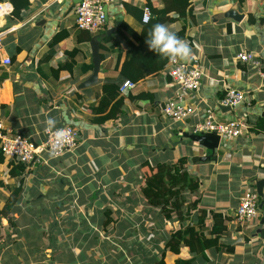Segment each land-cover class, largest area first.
Instances as JSON below:
<instances>
[{"label": "crops", "instance_id": "crops-1", "mask_svg": "<svg viewBox=\"0 0 264 264\" xmlns=\"http://www.w3.org/2000/svg\"><path fill=\"white\" fill-rule=\"evenodd\" d=\"M163 1L151 3L162 9ZM146 2L117 0L109 5L106 31L115 29V34L124 22L138 30L124 5L146 8ZM78 3L32 1L19 19L11 16L1 23L0 119L6 129L40 143L47 130L71 126L80 131V141L76 150L60 158L44 154V163H35L21 177L10 175L15 161H0V211L11 189L20 179L25 181L19 203L8 218L0 219L5 225L0 232V264H157L164 253L166 264L194 257L193 264H264V211L247 227L235 219L240 197L248 186L264 178V132L255 131L256 126H264V23L260 22L264 0H246L243 5L239 0H193V12L188 11L185 20L168 15L170 30L178 32L184 24L188 26L185 40L192 55L183 62L196 60L204 72L200 90L186 98L187 105L196 110L190 120L164 116L162 107L175 93L164 70L122 94L124 114L104 125L92 124L93 107L99 103L106 80L119 77L115 70L118 51L100 49L106 59L99 82L80 90V84L93 73V69L84 73L83 66L93 64V59L91 41H83L85 34L76 27ZM234 7L245 15L242 23L223 17ZM251 14L257 18L254 25L248 23ZM101 34L93 35L100 41ZM122 48L127 50L125 44ZM73 51L77 53L70 56ZM243 53H253L263 67L240 61L238 56ZM6 58L11 59L10 66H3ZM62 66L72 70L63 68L58 75ZM228 87L243 92L245 101L225 114L218 103ZM142 92L152 97L129 99ZM209 108L215 109L222 122L244 120L249 134L222 140L210 161L194 163L195 157L209 152L194 142L188 147L183 134L192 133ZM49 119L54 125L47 124ZM184 158L188 171L201 180L199 193L189 203L199 199L198 210L208 211L205 235L215 237L211 236V212L226 219L220 244L204 256L193 254L189 247H182L179 254L167 250L170 235L181 228V222L176 216L163 218L142 197L144 162L155 166ZM39 199L42 204L31 209ZM137 200L147 208L119 207L118 202ZM197 214L192 211L194 225Z\"/></svg>", "mask_w": 264, "mask_h": 264}, {"label": "trees", "instance_id": "trees-1", "mask_svg": "<svg viewBox=\"0 0 264 264\" xmlns=\"http://www.w3.org/2000/svg\"><path fill=\"white\" fill-rule=\"evenodd\" d=\"M14 8V17L19 19L21 14L29 10L32 6V1H47V0H9ZM246 0H239L243 5ZM193 0H164L162 9L154 7L151 0H147V6L152 12V18L148 23L143 21L145 6L132 7L125 4L124 7L130 17L135 21L138 27L136 30L128 22H124L115 34L107 35V31L102 32L100 39V49L105 52L118 51L117 63L115 70L119 73L117 79H107L102 86V95L97 106L93 107L95 117L91 119L94 125H104L108 121L118 120L124 114L123 108L125 106V97L121 94V89L125 82L129 81L137 84L147 77L157 75L166 70L170 60L161 58L154 52L148 50L145 40L149 30L156 23L166 24L169 21L168 15L171 13L178 16V18L185 20L189 11L192 14L191 3ZM264 23V17L260 19ZM248 23L254 25L257 23L255 15L249 16ZM188 26L184 24L180 31L176 34L181 38H186ZM85 36L83 41L90 42L96 36L88 31H82ZM131 37L135 42L131 40ZM127 46L124 52L122 45ZM77 51H73L70 56H74ZM102 61H105V54H101ZM63 68L57 70L59 75ZM93 69V64L83 66V72L87 73ZM152 97L151 94L142 92L137 96H130L132 101H140L144 98ZM264 123V120H263ZM256 132H264L262 124L256 126ZM3 153L0 151V161L4 160ZM186 158L178 160L175 164L159 163L151 165L150 162H144L141 166L144 186L142 187V195L147 201L148 205L157 208L161 211L163 218L172 220L174 216L181 222V228L170 235L167 242L166 249L174 254H179L182 247H189L193 254L205 255V252L220 244V236L222 232L227 229L225 227V217L222 214L211 212L213 218V227L211 236L208 238L205 235L206 220L209 213L206 210H198L200 200L189 203L193 196H196L201 187V180L199 177L192 175L186 164ZM27 170V166L19 163L11 167L10 175L13 177H21ZM25 185L24 179H20L19 184L11 189V196L6 201L3 210L0 211V219L8 218L15 206L20 201L21 193ZM251 189L256 190L255 184H252ZM260 203L264 204V198H260ZM198 212L196 224L192 222V211ZM264 211V206L261 209ZM187 221L190 223L187 225ZM166 254L157 264H166ZM195 257L190 260H177V264H193Z\"/></svg>", "mask_w": 264, "mask_h": 264}, {"label": "built area", "instance_id": "built-area-1", "mask_svg": "<svg viewBox=\"0 0 264 264\" xmlns=\"http://www.w3.org/2000/svg\"><path fill=\"white\" fill-rule=\"evenodd\" d=\"M117 0H81L76 8V27L81 31H88L92 34L105 32L108 26V15L106 9L109 5L115 4ZM14 8L10 2H0V48L3 43L4 33L1 23L8 17L14 16ZM152 18L150 8L144 10L143 21L148 23ZM238 59L249 63L257 68L263 64L253 53H243ZM11 59L2 60L3 66H10ZM175 93L172 99L162 107L166 118L174 121L190 120L196 110L186 103V98L192 93L198 92L202 85L204 72L198 61L183 62L181 60H170L166 68ZM263 76V75H262ZM129 81L125 82L121 94H126L129 89L135 87ZM245 101V94L240 90L228 87L221 105L236 109ZM217 111V110H216ZM249 127L242 119L222 122L218 119L215 109L206 110L204 119L194 125L192 133L204 134L215 133L222 140H237L249 134ZM80 131L76 127L66 126L64 128L49 129L45 133L42 142H33L30 138L19 134H11L2 119H0V151L3 156L17 164L22 163L27 169L35 163L41 164L45 161L44 154L53 158H60L68 152H73L79 146ZM246 190L239 199V206L235 212L236 222L243 227L252 225L261 217L260 197L257 191ZM2 225H0V232Z\"/></svg>", "mask_w": 264, "mask_h": 264}, {"label": "water", "instance_id": "water-1", "mask_svg": "<svg viewBox=\"0 0 264 264\" xmlns=\"http://www.w3.org/2000/svg\"><path fill=\"white\" fill-rule=\"evenodd\" d=\"M81 0H79L80 2ZM108 15V14H107ZM224 18L231 19L237 23H242L245 19L244 14H240L237 7H234L223 15ZM118 20H122V17H120ZM115 29H111L107 31V35H111L115 32ZM91 51H92V59H93V73L92 75L82 82L79 86L80 90H84L87 88H90L91 86L97 85L99 82V73L101 72V66H102V57L100 53V41L98 38H94L90 42ZM218 108L223 113H230L233 112L234 109L230 107H226L218 103ZM264 116V115H263ZM184 138L191 140L192 142L200 145L203 149L209 152L208 156L204 157H195L193 159V162H208L212 159L214 153L219 149L221 145V138L215 133H204V134H194L185 132L183 134ZM34 142V141H33ZM256 191L260 198H264V178L259 179L255 182ZM264 206L263 203L260 204V209H262Z\"/></svg>", "mask_w": 264, "mask_h": 264}, {"label": "clouds", "instance_id": "clouds-1", "mask_svg": "<svg viewBox=\"0 0 264 264\" xmlns=\"http://www.w3.org/2000/svg\"><path fill=\"white\" fill-rule=\"evenodd\" d=\"M145 44L148 50L161 58L169 60L187 61L192 55V49L188 42L181 39L176 32L163 23H156L149 30ZM55 121L49 119L48 125H54Z\"/></svg>", "mask_w": 264, "mask_h": 264}, {"label": "rangeland", "instance_id": "rangeland-1", "mask_svg": "<svg viewBox=\"0 0 264 264\" xmlns=\"http://www.w3.org/2000/svg\"><path fill=\"white\" fill-rule=\"evenodd\" d=\"M186 144L188 145V147H192L193 145H194V143L192 142V141H190V140H188L187 142H186ZM201 151H203L202 149H201ZM146 155L148 156V152L146 153ZM56 186L58 187V189L60 188V186L56 183ZM249 188H251V186H248ZM58 189H54L53 190V192L54 193H58L59 194V192H60V190H58ZM247 190H250V189H247ZM51 196V195H50ZM51 197H53V195L51 196ZM143 197V196H142ZM49 199V198H48ZM143 199L145 200V198L143 197ZM191 200H192V198H191ZM36 203V206L35 205H31L32 207H31V209H35V208H37L38 206H40L41 204H42V200H36L35 201ZM118 203H120V206L119 207H123V208H125V207H136V208H147V206H144V205H142L141 203H140V201L139 200H137V202H133V201H131V202H126V201H123V202H118ZM128 204H130V205H128ZM146 204L148 205V203H147V201H146ZM94 205V204H93ZM104 209H102L101 210V212L103 211ZM103 218V217H102ZM103 220L106 222L107 220H108V218H103ZM0 225H2L3 227H5V225L4 224H2V222L0 223ZM2 236V234L0 235V237ZM1 239V238H0ZM2 240V239H1ZM1 242V241H0Z\"/></svg>", "mask_w": 264, "mask_h": 264}]
</instances>
